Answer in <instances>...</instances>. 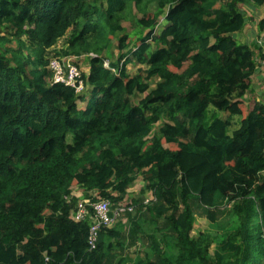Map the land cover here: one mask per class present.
Listing matches in <instances>:
<instances>
[{"label": "trees", "instance_id": "16d2710c", "mask_svg": "<svg viewBox=\"0 0 264 264\" xmlns=\"http://www.w3.org/2000/svg\"><path fill=\"white\" fill-rule=\"evenodd\" d=\"M262 4L0 0V264H264V51L238 38ZM63 38L82 94L51 82ZM138 174L128 234L118 220L89 247L73 187L117 205Z\"/></svg>", "mask_w": 264, "mask_h": 264}, {"label": "rangeland", "instance_id": "374dc122", "mask_svg": "<svg viewBox=\"0 0 264 264\" xmlns=\"http://www.w3.org/2000/svg\"><path fill=\"white\" fill-rule=\"evenodd\" d=\"M153 7H151L150 9H154V5H152ZM245 11L248 13H253L255 16L252 19H249L247 21V25L245 27L246 31L241 33V35H238V38L242 41L245 40V42L247 43H253L256 41L258 42V44L260 45V47L263 48L264 51V46H263V42H264V29L263 30H259L257 26V22L258 20H261V17H264V4H262L261 6L258 7H244ZM161 19V18H160ZM123 25L127 28V30H131L132 28V21H123ZM161 26H164V22H162ZM250 33V34H249ZM245 36V37H243ZM64 40L61 39V41H59L53 48H52V54H54V56L57 57H66L67 59H69L70 61L75 62L82 71L88 72L89 66L86 62V58H84V55H80V56H73V55H65L63 53H61V49L64 47V43L62 42ZM263 41V42H262ZM115 44V42H114ZM256 45V43H255ZM112 52L114 53V59L117 56L118 50H116L114 47L112 48ZM256 52V59L259 62L258 67L256 68V70L254 71L253 75H252V84H253V95L258 99V100H264V59L261 60L259 57V48L255 49ZM66 59V60H67ZM139 68V65L137 63H135L133 60L130 61L127 64V72L132 74L135 73L137 71V69ZM159 78L155 77L150 81V89L155 87L156 81H158ZM85 89H87V85L84 83ZM84 89V90H85ZM85 92V91H84ZM84 92H81L84 93ZM251 94V93H250ZM141 97L140 94H136L133 95V100H138ZM247 97V96H246ZM246 99V98H245ZM80 106H84V102H80L79 103ZM143 187V181H142V177L140 174L135 176V179L133 180L132 183H130L129 187L127 188L126 194H124L123 196V200L119 202V205H133L130 204L129 201H131V199H134L136 197H138L140 195V190ZM79 186H74L73 187V191H74V196L77 199H81L83 197V194L80 195L77 192H80L79 190ZM151 195V194H149ZM147 195L145 197V199L150 198L151 196ZM112 204V202H111ZM112 206L114 207L115 205L112 204ZM117 206V205H116ZM137 206L134 205V207L130 210H126L121 216L119 215L118 217H120L118 220L120 222H122L123 224H125L124 229L126 231V233L128 234L129 232V225H127V218H128V213H130V216L133 215V213L135 212ZM195 215V224H194V228L192 230V233H198V232H203V231H213L211 232L212 234H214V230H212V228L209 225V221L205 218L202 217L201 215H199L198 212L194 213ZM128 239L126 240V243H128ZM129 244V243H128ZM138 245V244H137ZM129 249L131 250H135L136 247L132 246V245H128L127 246ZM213 250V246H211L210 248V252H212ZM117 253L120 252V250L116 251ZM134 254V253H133Z\"/></svg>", "mask_w": 264, "mask_h": 264}, {"label": "built area", "instance_id": "2783aa9c", "mask_svg": "<svg viewBox=\"0 0 264 264\" xmlns=\"http://www.w3.org/2000/svg\"><path fill=\"white\" fill-rule=\"evenodd\" d=\"M66 57H57L52 55L48 62V68L51 72V81L69 86L77 93H81L85 86L81 69ZM107 65V62H105ZM132 209V206L117 205L112 207L111 202L106 198L91 200L89 198L80 199L72 213L71 218L75 221H82L86 218L91 220L88 233V245L94 248L97 244L99 231L103 227L112 226L118 216L126 210Z\"/></svg>", "mask_w": 264, "mask_h": 264}, {"label": "clouds", "instance_id": "9594fccd", "mask_svg": "<svg viewBox=\"0 0 264 264\" xmlns=\"http://www.w3.org/2000/svg\"><path fill=\"white\" fill-rule=\"evenodd\" d=\"M91 54H93V53H91ZM105 62H107V65L105 64ZM74 63H75V62H74ZM75 64H76V63H75ZM76 65H77V64H76ZM104 65H105L106 67H109V61H108V59H106V60L104 61ZM77 66H78V65H77ZM78 67H79V66H78ZM79 68H80V67H79ZM80 69H81V68H80ZM112 69H113V68H112ZM81 72H83V71L81 70ZM50 73H51V72H50ZM86 73H87V72H86ZM83 80H84V83L86 84L85 79H83ZM51 82H52V81H51ZM52 83H53V82H52ZM86 85H87V84H86ZM65 86H66V85H65ZM84 89H85V88H84ZM85 90H86V89H85ZM85 90H83L82 92H84ZM74 91H75V90H74ZM76 94H81V93H77V92H76ZM82 194H83V191H82ZM84 198H89V197H84V195H83V197H82L81 199H84ZM89 199H91V198H89ZM98 199H99V198H98ZM79 200H80V199H78V200L76 201V203H77ZM95 200H97V199H95ZM108 200H109V199H108ZM109 201H110V200H109ZM110 202H111V201H110ZM76 203L74 204V207H75ZM111 205H112V204H111ZM117 205H118V204H117ZM115 206H116V205H115ZM115 206H114V207H115ZM74 207H73V209H74ZM112 207H113V206H112ZM73 209L71 210V213H72ZM71 213H70V217H71ZM122 214H123V213H122ZM122 214H121V215H122ZM121 215H120V216H121ZM119 218H120V217H119ZM119 218H118V219H119ZM71 219H72V218H71ZM86 219H89V218H86ZM118 219H117V221H118ZM84 220H85V219H84ZM89 220H90V219H89ZM74 221H75V220H74ZM117 221H116V222H117ZM116 222H115V223H116ZM115 223H114V224H115ZM114 224H113V225H114ZM90 225H91V220H90ZM109 227H110V226H109ZM89 228H90V227H89ZM103 228H104V227H103ZM101 229H102V228H101ZM88 233H89V232H88ZM98 236H99V235H98Z\"/></svg>", "mask_w": 264, "mask_h": 264}, {"label": "crops", "instance_id": "0c3cea01", "mask_svg": "<svg viewBox=\"0 0 264 264\" xmlns=\"http://www.w3.org/2000/svg\"><path fill=\"white\" fill-rule=\"evenodd\" d=\"M261 19H264V17L262 18L261 17ZM258 24H259V20H258V22H257V26H256V28L258 27ZM246 31V29H244V32ZM250 34V33H249ZM263 42V41H262ZM263 46H264V42H263ZM258 67V66H257ZM251 94H253V92H251ZM79 190H80V192H77V193H79L80 195H82V189L81 188H79ZM72 193L74 194V191L72 190Z\"/></svg>", "mask_w": 264, "mask_h": 264}]
</instances>
